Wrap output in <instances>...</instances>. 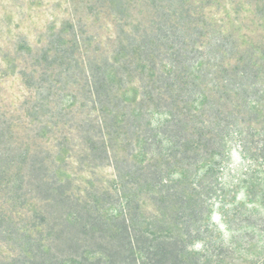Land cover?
I'll return each mask as SVG.
<instances>
[{
    "label": "trees",
    "instance_id": "1",
    "mask_svg": "<svg viewBox=\"0 0 264 264\" xmlns=\"http://www.w3.org/2000/svg\"><path fill=\"white\" fill-rule=\"evenodd\" d=\"M70 1L0 112V264L240 262L264 244V0ZM64 150L113 177H61Z\"/></svg>",
    "mask_w": 264,
    "mask_h": 264
},
{
    "label": "rangeland",
    "instance_id": "2",
    "mask_svg": "<svg viewBox=\"0 0 264 264\" xmlns=\"http://www.w3.org/2000/svg\"><path fill=\"white\" fill-rule=\"evenodd\" d=\"M76 8L77 6H74L70 0H0L1 113L7 112L9 108L16 110L24 100L26 91L20 72L24 55L41 54L44 50L49 51L51 42L59 33L67 32L66 28L73 20ZM226 8L224 7V10ZM230 11L232 12V10ZM250 11V6L244 5L239 20L248 19ZM78 15H85L83 6L80 7ZM220 23H216V26H219ZM227 29L226 23L223 31ZM241 30L243 31V29ZM125 91L129 99H133L136 95L134 84L130 83ZM69 159L68 151L64 150L59 157L60 175L61 177L76 175V181L81 186H89L91 182L94 184L104 183L113 177L111 167H100L94 171L89 168L77 169V164ZM263 245V243L254 244L252 242L242 254L241 261L234 260L233 262L235 264H264ZM229 254L233 257L230 250L224 249L223 256Z\"/></svg>",
    "mask_w": 264,
    "mask_h": 264
}]
</instances>
